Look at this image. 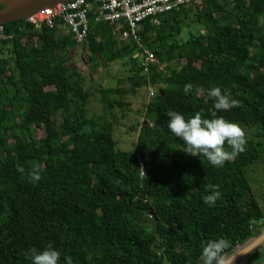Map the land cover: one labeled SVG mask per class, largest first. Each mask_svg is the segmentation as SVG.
Wrapping results in <instances>:
<instances>
[{
	"label": "trees",
	"instance_id": "16d2710c",
	"mask_svg": "<svg viewBox=\"0 0 264 264\" xmlns=\"http://www.w3.org/2000/svg\"><path fill=\"white\" fill-rule=\"evenodd\" d=\"M191 13L203 29L179 40ZM158 18L145 19L138 30L155 57L148 71L141 49L118 42L112 25L91 28L83 41L88 60L125 59L130 88L119 86L122 79L101 86L102 113L89 116L91 93L68 64L71 36L24 18L2 25L0 264H31L26 253L49 244L61 252L60 264L65 256L73 264H202L208 240L226 238L227 259L264 233V212L246 176L261 157L256 138L264 139V0H202ZM186 62L197 63L191 77ZM188 83L193 89L186 95ZM141 85L149 86L150 99L135 146L120 150L113 109L124 116L130 102L110 95L136 94ZM213 86L240 106L216 110L207 96ZM198 87L205 92L197 95ZM169 110L185 118L202 110L205 118L223 116L256 131L246 136L244 152L217 167L183 151V140L167 128ZM33 126L45 135L35 138ZM136 155L144 159L146 179L139 177ZM34 163L42 168L37 182L28 177ZM209 184L221 192L211 206L202 199ZM240 260L246 262L242 256L229 264H245Z\"/></svg>",
	"mask_w": 264,
	"mask_h": 264
},
{
	"label": "clouds",
	"instance_id": "9594fccd",
	"mask_svg": "<svg viewBox=\"0 0 264 264\" xmlns=\"http://www.w3.org/2000/svg\"><path fill=\"white\" fill-rule=\"evenodd\" d=\"M192 89L193 85L188 83L184 86L183 92L187 95ZM204 92L203 87L196 88L197 95ZM207 96L214 100L216 110L227 111L240 106L238 100L230 99L228 95L222 93L218 86L208 89ZM166 116L168 117L167 128L175 137L183 140V145H185L183 151L188 155L194 157L202 155L211 165L220 167L226 161L235 159L245 151L247 139L244 129L238 123L231 122L223 116L205 118L202 110L196 111L188 118L174 110L167 111ZM18 170L23 171L22 168ZM141 170L146 179L142 168ZM41 171V166L34 163L28 174L29 180L39 181ZM206 189L210 194L204 195L202 199L205 204L211 206L221 198V192L218 185L209 184ZM229 246L230 242L226 238L208 240L202 245L200 257L202 264H225V250ZM26 257H30L31 264H60L61 252L49 244L43 250L31 248L26 253ZM64 261L65 264H73L70 256H65Z\"/></svg>",
	"mask_w": 264,
	"mask_h": 264
},
{
	"label": "rangeland",
	"instance_id": "374dc122",
	"mask_svg": "<svg viewBox=\"0 0 264 264\" xmlns=\"http://www.w3.org/2000/svg\"><path fill=\"white\" fill-rule=\"evenodd\" d=\"M193 19L194 15H192L191 13L189 15V19L187 20V23L183 25L181 34L178 36L179 40L185 39L188 35L189 30H191L193 33H197L203 29V25L194 22ZM62 34H66L65 30ZM68 47V56L70 59L68 64L71 66H76L79 69L85 79V88L88 89L91 93V96L85 104L87 115L89 116L93 114H101L103 106L99 101V88L101 86L114 87L117 85L116 81L118 79H122V81L119 82V86L124 87L125 89H129V82L125 79L126 76L130 74L129 66L126 63L125 59L110 61L106 65H103L100 61H89L88 49L86 48L87 45L83 42L73 43V41L71 40L68 44ZM136 55L137 54H135L134 56ZM185 65L189 69L188 71L191 72V77L196 71L197 63L186 62ZM161 67L162 65L158 64V68L161 69ZM110 96L121 98L124 101L130 102L129 109L124 111V116H121L122 111L117 106L113 109V113L116 117L115 121H113V137L116 140V146L118 149L133 150L137 137V131L139 129V124L143 119L145 103L150 99L149 86L141 85L137 88L136 94H111ZM106 117L107 119H110L109 115H106ZM239 125L244 129L246 136H253L255 134V128L248 127L244 124ZM33 135L35 136V138H41L45 135L44 128L33 126ZM256 141H259L261 157L259 161L251 164L246 168V176L251 186V191L264 212V139L256 138ZM17 222V220L12 221L10 222V225L15 226ZM141 222L147 227L152 224L150 220L142 219ZM262 241V243H259L261 245L259 249L252 251V247L249 250L245 251L243 254L241 253V257L243 256L246 262H243L242 260H240L239 262L248 264L247 260H250V257L253 256L251 257L252 260H259L258 262H256L257 264H264V239H262Z\"/></svg>",
	"mask_w": 264,
	"mask_h": 264
},
{
	"label": "built area",
	"instance_id": "2783aa9c",
	"mask_svg": "<svg viewBox=\"0 0 264 264\" xmlns=\"http://www.w3.org/2000/svg\"><path fill=\"white\" fill-rule=\"evenodd\" d=\"M199 0H68L57 3L54 6L25 17L24 19L35 28L42 25L55 29L59 33L69 34L77 42H83L91 28L97 23H109L114 27L113 34L120 43L133 42L141 49V65L144 71L155 60L153 52L142 43L138 30L142 21L150 19L152 23H158V17L178 9L182 5H192ZM7 36L2 33L0 26V38ZM150 95L154 90L150 88ZM139 169V177L146 178L145 162L142 157L136 155Z\"/></svg>",
	"mask_w": 264,
	"mask_h": 264
},
{
	"label": "water",
	"instance_id": "95a60500",
	"mask_svg": "<svg viewBox=\"0 0 264 264\" xmlns=\"http://www.w3.org/2000/svg\"><path fill=\"white\" fill-rule=\"evenodd\" d=\"M66 1L68 0H0V5H2L0 7V26L7 22L23 19L42 10L43 8L54 6L57 3H63ZM160 87V84H155V88L159 89ZM262 239H264V233H262L259 238L253 240L246 246L239 249L233 255L228 257L225 261V264H229L234 260L241 258V255L245 251L259 244ZM232 257L234 258L232 259Z\"/></svg>",
	"mask_w": 264,
	"mask_h": 264
},
{
	"label": "crops",
	"instance_id": "0c3cea01",
	"mask_svg": "<svg viewBox=\"0 0 264 264\" xmlns=\"http://www.w3.org/2000/svg\"><path fill=\"white\" fill-rule=\"evenodd\" d=\"M263 241H261L260 243H262ZM263 245H264V243H263ZM246 257V256H245Z\"/></svg>",
	"mask_w": 264,
	"mask_h": 264
},
{
	"label": "flooded vegetation",
	"instance_id": "af4514ba",
	"mask_svg": "<svg viewBox=\"0 0 264 264\" xmlns=\"http://www.w3.org/2000/svg\"><path fill=\"white\" fill-rule=\"evenodd\" d=\"M1 6H2V5H0V7H1ZM250 260H252L251 257H250Z\"/></svg>",
	"mask_w": 264,
	"mask_h": 264
}]
</instances>
